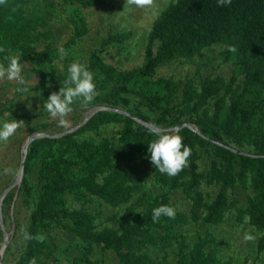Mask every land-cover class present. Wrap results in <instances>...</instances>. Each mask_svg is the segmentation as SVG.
<instances>
[{"label":"trees","instance_id":"16d2710c","mask_svg":"<svg viewBox=\"0 0 264 264\" xmlns=\"http://www.w3.org/2000/svg\"><path fill=\"white\" fill-rule=\"evenodd\" d=\"M63 2L90 8L105 0ZM30 3L31 0H5L0 5V47L20 54L21 64L29 63L35 68L40 81L31 88L48 97L64 86L69 74H58L53 69L46 72L57 50L50 42L42 50L37 45L41 40L49 41L48 31L40 30L48 26L50 14L35 6L29 10ZM73 26L67 44H74L87 33L82 19L74 21ZM128 37L129 33L109 35L102 40L101 50L112 44L123 45ZM216 45L223 48L219 54L222 62L232 66L228 80H153L160 67L190 61ZM229 46L237 51L229 52ZM100 51L92 52L86 64L100 92L92 103L125 114L102 110L72 133L31 142L20 186L17 192L7 193L3 209L8 213L15 195L26 202L32 199L26 231L45 239L26 240L13 264H29L33 257L36 264H46L49 249L54 246L55 229L73 235L83 244V256L76 264H93L89 256L94 246L113 252L117 264H159L146 251L148 246L157 250L176 246V264H232L219 257L211 233L187 243L186 236L178 231L188 223L219 226L229 213L235 214L238 224L246 221L259 234L254 248L262 258L251 263L245 259L242 264H264V0H231V4L221 7L217 0L170 2L147 34L139 67L117 71L104 61ZM5 55L7 52L0 53V63H7ZM9 108L0 107V115ZM183 124L194 125L199 134L188 127L174 133L165 131ZM111 125L119 126L116 143L108 138L79 139ZM160 133L180 135L183 144L191 149L188 166L175 177L159 173L152 165L156 185L184 195L189 204L185 213L176 210L167 195H139L140 187L131 179L127 167L118 162L120 147L150 161L147 144ZM203 156L205 169L199 165ZM35 172L39 189L30 179ZM203 186L217 188L215 195L206 198ZM236 187L250 192L243 206L231 196ZM87 198H96L113 209L123 208L110 217L117 227L98 229L99 214L74 207L75 202ZM161 205L173 207L175 218L161 216L159 222L153 223L152 210Z\"/></svg>","mask_w":264,"mask_h":264},{"label":"rangeland","instance_id":"374dc122","mask_svg":"<svg viewBox=\"0 0 264 264\" xmlns=\"http://www.w3.org/2000/svg\"><path fill=\"white\" fill-rule=\"evenodd\" d=\"M174 1L153 0L151 5L138 7L125 4L126 0H105L102 5L82 8L77 4L65 3L63 0H31L28 5L29 10L35 6L36 9L46 10L50 14L48 26L40 30L41 32L48 31L49 41L41 40L37 45V49L42 50L47 42H50L57 50L53 62L45 67L46 72L53 69L61 74L68 72V67L72 63L79 62L86 65L89 55L101 50L102 40L109 35L120 33H129L126 42L123 45L106 46L100 51L101 56L107 64L113 66L117 71L139 67L143 62L147 34L150 32L154 20L170 2ZM79 19L85 22L87 33L74 44H67L73 35V22ZM222 49V46L216 45L204 49L190 61L180 60L171 65L160 67L157 69L153 80L172 78L174 81L180 82L190 79L194 83H198L205 77H220L228 80L232 74V66L230 63L222 62L219 56ZM21 66L24 84L7 79L0 81V107L7 108L10 106L9 110L1 112L0 126L4 122H11L12 119L24 122L8 139L7 143H0V199L7 188L12 187L10 191H17L20 186L16 184V180L23 156V146L32 134L60 135L67 130L78 127L91 111L101 106L90 103L86 107H82L80 102L76 101L71 105L72 112L64 118L67 125L61 126L59 120L51 118L43 108V103L47 97H44L38 89L31 88L33 87V79L38 80V83L40 81V76L35 72V68L29 63H22ZM28 80L29 84L27 83ZM96 93L95 97L97 98L100 96V92L96 91ZM173 128L175 127L167 128L165 131L172 133ZM118 129V125L106 126L97 132L86 133L79 139L99 141L102 138H108L116 143ZM231 146L237 149L235 145L232 144ZM119 149L121 157L118 162L127 167L131 179L140 187L139 195H167L176 210L183 213L189 210V204L179 190L169 191L161 189L155 184L150 161L142 160L124 148L120 147ZM237 150L247 152L244 147ZM199 165L201 169L207 167L205 156L201 158ZM5 169L8 171L5 172ZM35 178L36 172L30 179L35 189H39L40 183ZM202 191L206 198H211L215 195L217 188L203 186ZM248 195L250 192L241 187H236L231 193V196L237 200L240 206L246 204ZM3 201L0 203L2 219V223L0 221V248L3 244L4 234L8 237V244L3 254L0 255V264H13L26 241L23 230L27 229L30 213L33 209V200L26 202L22 197L15 196L8 213L3 209ZM74 207H83L85 211L91 214H99L96 220L98 229L103 227L116 228L117 225L110 220V217L122 212L123 209L110 208L96 198H87L85 201L75 202ZM178 231L186 236L187 243H192L199 237H204L206 233H211L214 237L212 245L219 250V257L222 260L231 261L232 264H242L245 259L251 263L262 258L261 255H257L256 248H254L259 234L249 228L246 221L242 225L238 224L235 221L234 213H229L225 222L216 227L188 223ZM245 234L254 239L245 241ZM52 237L54 238V246L49 249V255L45 259L46 264H76L75 261L83 256L81 250L83 244L73 235L55 229L52 232ZM176 248L174 246L172 249L165 247V249L157 250L148 246L146 251L159 264H176ZM89 258L93 264H117V258L113 252L102 251L97 246L93 247V253Z\"/></svg>","mask_w":264,"mask_h":264},{"label":"clouds","instance_id":"9594fccd","mask_svg":"<svg viewBox=\"0 0 264 264\" xmlns=\"http://www.w3.org/2000/svg\"><path fill=\"white\" fill-rule=\"evenodd\" d=\"M153 0H126L125 4L143 7L151 5ZM5 0H0V5L4 4ZM231 4V0H217V6H225ZM63 52V49H61ZM229 52H236L234 46L228 47ZM7 52L4 60L7 62L0 63V81L5 79L9 81H18L24 84L25 80L21 76L22 66L20 63V54L12 53L11 49L0 47V53ZM68 77L64 81V86L60 87L58 92L51 93L47 100L43 103V108L53 119H58L61 126H66L67 121L64 119L72 112L71 105L79 101L82 107H86L94 100L96 86L93 82V73L88 70V67L79 62L72 63L68 67ZM29 84V80L27 81ZM38 80H32V86L35 87ZM23 121L12 119L11 122H4L0 126V143H7L8 139L23 125ZM183 138L178 134H158V138L149 142L148 152L150 153V161L154 168L161 174H166L169 177H175L185 167L188 166V159L191 156V149L185 146L182 142ZM8 170L5 169V172ZM152 222L157 223L161 216L171 219L175 218V209L168 205H161L152 210ZM25 240L37 239L43 242L45 237L39 235L31 236L26 230H23ZM254 238L245 234L244 240L251 241ZM29 264H36V259L33 257Z\"/></svg>","mask_w":264,"mask_h":264},{"label":"water","instance_id":"95a60500","mask_svg":"<svg viewBox=\"0 0 264 264\" xmlns=\"http://www.w3.org/2000/svg\"><path fill=\"white\" fill-rule=\"evenodd\" d=\"M114 111V112H117V113H120V114H125L123 111L121 110H118V109H113V108H109V107H105V106H100V107H97L95 108L93 111H91L87 117L84 119V121L78 126V127H75L71 130H67L65 131L64 133L60 134V135H48V134H45V133H34L32 134L29 139L26 140L24 146H23V156H22V159H21V162H20V169H19V172H18V176H17V180H16V184H19L21 183L22 181V178H23V173H24V162H25V159H26V154H27V150H28V147L29 145L31 144V142L37 140V139H54V138H59V137H62L63 135H66V134H69V133H72L74 131H76L77 129H79L81 126H83L93 115H95L97 112L99 111ZM144 125L148 126L146 123H144ZM150 127V126H148ZM182 127H188L190 130H192L193 132L195 133H198L199 134V131L198 129L194 126V125H188V124H183L181 126H178V127H175L172 129L173 133L174 132H177L180 128ZM154 131H158V129L154 128L153 129ZM233 152L235 153H239L238 151L234 150V149H231ZM12 187H9L7 188L4 192H3V195L0 199V203L1 201L4 200L5 196L7 195V193L10 191ZM17 192V191H16ZM16 196V195H15ZM0 214H1V206H0ZM0 221L2 223V219H1V216H0ZM7 244H8V237L6 234H4V240H3V244H2V247L0 248V255L3 254L4 250L6 249L7 247Z\"/></svg>","mask_w":264,"mask_h":264}]
</instances>
